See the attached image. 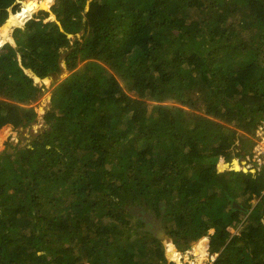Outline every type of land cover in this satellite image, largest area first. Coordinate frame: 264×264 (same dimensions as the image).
I'll return each instance as SVG.
<instances>
[{
	"label": "trees",
	"instance_id": "1",
	"mask_svg": "<svg viewBox=\"0 0 264 264\" xmlns=\"http://www.w3.org/2000/svg\"><path fill=\"white\" fill-rule=\"evenodd\" d=\"M88 2L55 0L0 48V128L38 116L26 70L68 74L48 127L0 152V264H173L138 206L180 251L208 236L211 264H264V168L216 162L252 157L264 124V0Z\"/></svg>",
	"mask_w": 264,
	"mask_h": 264
},
{
	"label": "rangeland",
	"instance_id": "2",
	"mask_svg": "<svg viewBox=\"0 0 264 264\" xmlns=\"http://www.w3.org/2000/svg\"><path fill=\"white\" fill-rule=\"evenodd\" d=\"M30 1L31 0H18L17 3H19L21 6L20 12L13 13L12 9L9 10L8 20L6 21L4 26L2 28H0V46L1 45L4 46L6 43H10L12 45L14 44L12 32H13L14 28H17L18 25L22 24L23 18H25V16L27 14H29L26 12L28 10L29 5L34 4V7H31V8H37L40 6L39 9L32 10L29 17L32 16V14L35 10H37V11L35 12L34 17L36 15H38L39 12L44 11V9L46 7V5H45L46 1L45 0H32L33 2L28 4ZM91 1L92 0H89V2H91ZM89 2L87 4V6L89 5ZM54 3H55V0H53V2L48 6L49 11H46V12H50V9L54 5ZM42 8H44V9L40 10ZM87 10H88V7H87ZM51 15H52V13L50 12L49 17L46 20H44V22L50 20L49 18L51 17ZM16 20H18V22L16 24H14L13 22H16ZM28 21L26 20L21 26L22 27L25 26V24ZM51 21H56V20L53 19ZM78 37H80V36H78ZM69 38H71V40H72L71 45H73L75 43V40L77 39V37L76 36H70ZM2 47H0V48H2ZM69 51H70V49H65V48L64 49L62 48L60 50L61 58L63 60L65 58V55ZM84 64H85V60L80 62L79 67H82ZM27 72L29 73L30 76L33 77L32 73H30L29 71H27ZM67 76H68V74H62L61 76H55V77H51L49 79H44V80L39 79L41 81H39L38 79H35V77H34L35 83L37 84V86L39 88L42 89V96L33 105L34 108L36 109L38 116L35 119V121L32 122L28 126L23 125V126H20L18 128H14L12 126L7 125V126H4L3 128H0V152L6 150L9 153H11L12 147H18V149L27 148L28 146H30L34 137L41 134L48 127L46 115L52 108L51 100L53 97V89ZM249 154H251V150L249 151ZM218 160H216L217 164H218ZM240 163H242V165ZM253 164H254V162L250 163L247 161V157L244 159L234 157V159L232 160L231 163H226L225 161L223 162V165H224L223 169L220 168L219 164L217 167H218L219 171H224V170H227L228 168H231V167L234 168L235 170H238V171L240 169L249 170V167H250L251 171H253L252 170ZM260 201H261L260 198L255 197L251 201H249V205H250V207L254 208V206L257 203H259ZM238 232H239V230H234L232 234H238ZM210 233L212 234L213 231H210ZM208 239H209V237L203 238L200 241L193 243L191 248L188 251H185V252L181 251L180 253L178 252L177 248L173 245L175 248L176 256H174L172 251H171L172 248L169 246L170 239L168 237L163 243H164V247L166 249L165 251H167L166 253H168L169 257L171 259H173L177 264H192V263L193 264H209V260L207 259L209 253H208L207 247H206L207 246L206 242ZM199 245H201L202 247L205 246L204 247L205 256L203 258L201 256H197L195 254L196 249ZM194 251H195V253H194ZM167 258H168V256H167ZM169 261L172 262L173 264H175V262L171 261L170 259H169Z\"/></svg>",
	"mask_w": 264,
	"mask_h": 264
},
{
	"label": "water",
	"instance_id": "3",
	"mask_svg": "<svg viewBox=\"0 0 264 264\" xmlns=\"http://www.w3.org/2000/svg\"><path fill=\"white\" fill-rule=\"evenodd\" d=\"M44 11H49V10L44 9ZM34 15H35V13H33L32 16L28 20H31L34 17ZM54 20H56V16H55ZM47 22H49V21H47ZM21 27L22 26L17 27V28H21ZM17 28H14L13 32ZM244 172H248V170H244ZM235 206L239 207L238 204H236ZM134 214L137 217H140L141 219H143V221L145 223L144 229L146 231L150 232L151 234H153V236L155 238H157L158 240H161L162 242H164L167 239L168 236L166 234V230L164 228V223H163L164 211L161 212L160 217L156 218L154 215L149 214L143 207L138 206L135 208ZM209 244H210V241L207 240V246L206 247H209Z\"/></svg>",
	"mask_w": 264,
	"mask_h": 264
},
{
	"label": "built area",
	"instance_id": "4",
	"mask_svg": "<svg viewBox=\"0 0 264 264\" xmlns=\"http://www.w3.org/2000/svg\"><path fill=\"white\" fill-rule=\"evenodd\" d=\"M252 153H253L252 157L247 156V161L250 163L254 162L253 167H252L253 172H255V170L260 171L262 168H264V124H261L260 126H258L255 132L254 147H253ZM214 259L215 257L211 256L208 259L209 264L212 261H214Z\"/></svg>",
	"mask_w": 264,
	"mask_h": 264
},
{
	"label": "bare ground",
	"instance_id": "5",
	"mask_svg": "<svg viewBox=\"0 0 264 264\" xmlns=\"http://www.w3.org/2000/svg\"><path fill=\"white\" fill-rule=\"evenodd\" d=\"M31 7H34V4H31V5H29L28 6V10L26 11L27 13H29L30 12V10L32 9ZM41 10H43V9H41ZM45 10H49V8L48 9H45ZM12 15V14H11ZM31 17V16H30ZM29 17V18H30ZM8 20V19H7ZM18 22V20H16V22H13L14 24H16ZM4 26V25H3ZM8 36V35H7ZM10 36V35H9ZM7 38V37H6ZM207 243V242H206ZM204 247L205 246H201V245H199L198 247H197V249H196V253H195V251H194V253L197 255V256H201L202 258L205 256V250H204ZM171 248H172V246H171ZM194 250V249H193ZM191 251V250H190ZM179 252V251H178ZM180 253V252H179ZM173 261V260H172ZM173 262H175V261H173ZM175 264H177L176 262H175Z\"/></svg>",
	"mask_w": 264,
	"mask_h": 264
},
{
	"label": "clouds",
	"instance_id": "6",
	"mask_svg": "<svg viewBox=\"0 0 264 264\" xmlns=\"http://www.w3.org/2000/svg\"><path fill=\"white\" fill-rule=\"evenodd\" d=\"M27 71H29L30 73H32V71H30V70H26V73H27L28 75H29V73H28ZM32 74H33V73H32ZM31 77H32V76H31ZM34 77H35V79H40V78L36 77V76L33 74V77H32V78L34 79ZM39 81H40V80H39ZM223 162H224V159L222 158V163H223ZM217 166H218V164H217ZM237 171H238V170H237ZM252 172H253V171H252ZM212 231H213V230H212ZM210 234H211V233H210ZM207 237H208V236H207ZM204 238H206V237H204ZM202 239H203V238H202ZM208 240L210 241V239H208ZM199 241H200V240H199ZM170 242L176 247V245H175L171 240H170ZM197 242H198V241H197ZM209 245H210V244H209ZM176 248H177V247H176ZM208 248H209V247H207V251H208ZM165 250H166V249H165ZM177 250H178V249H177ZM178 251L181 252L180 250H178ZM166 252H167V251H166ZM166 256H168L167 253H166ZM210 256H214V257L216 256V257H217V255H210V254H208L207 259H209ZM216 257H215V259H216ZM168 258H169V257H168ZM169 259H170V258H169ZM215 259H214V260H215ZM170 260H171V259H170ZM171 261H172V260H171ZM212 262H213V261H212ZM212 262H211V263H212ZM211 263H210V264H211Z\"/></svg>",
	"mask_w": 264,
	"mask_h": 264
},
{
	"label": "crops",
	"instance_id": "7",
	"mask_svg": "<svg viewBox=\"0 0 264 264\" xmlns=\"http://www.w3.org/2000/svg\"><path fill=\"white\" fill-rule=\"evenodd\" d=\"M12 37H13V32H12ZM13 40H14V38H13ZM13 45L16 46V45H15V40H14V44H13ZM38 80H39V79H38ZM40 81H41V80H40ZM172 252H173V255L176 254L175 251H172ZM174 256H175V255H174Z\"/></svg>",
	"mask_w": 264,
	"mask_h": 264
}]
</instances>
